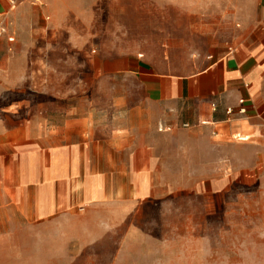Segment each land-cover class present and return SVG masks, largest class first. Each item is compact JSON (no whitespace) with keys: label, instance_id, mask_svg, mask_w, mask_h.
<instances>
[{"label":"crops","instance_id":"obj_1","mask_svg":"<svg viewBox=\"0 0 264 264\" xmlns=\"http://www.w3.org/2000/svg\"><path fill=\"white\" fill-rule=\"evenodd\" d=\"M218 1L233 10L234 40L201 58L197 71L179 73L149 54L97 56L89 68L99 74L85 82L109 85L107 106L73 109L57 120L45 109L36 115L0 108V165H11L4 179L0 166V245L3 226L12 235L18 214L31 227H55L107 212L114 226L130 214L138 221L148 206L181 193L220 194L241 179V168L227 171L211 160L209 147L232 138L253 154L251 174L264 163V0ZM17 2V14L41 23L50 16L47 5ZM8 9L0 0V14Z\"/></svg>","mask_w":264,"mask_h":264},{"label":"rangeland","instance_id":"obj_2","mask_svg":"<svg viewBox=\"0 0 264 264\" xmlns=\"http://www.w3.org/2000/svg\"><path fill=\"white\" fill-rule=\"evenodd\" d=\"M4 1L10 12L0 14L7 28L0 40V108L36 115L45 109L53 120L111 102L109 85L85 82L99 74L89 68L97 56L149 54L189 73L202 68L201 58L214 49L231 45L237 26L233 10L218 0H210L209 9L203 0H28L50 8L42 23L30 13L17 14V0ZM237 140L209 147L211 160L227 171L241 168V179L226 191L209 198L181 193L148 206L138 221L130 214L114 226L107 212L55 227H31L18 214L12 235L2 228L0 264H264V163L251 174L253 154ZM239 154L241 163L234 159ZM0 166L4 179L11 165Z\"/></svg>","mask_w":264,"mask_h":264},{"label":"built area","instance_id":"obj_3","mask_svg":"<svg viewBox=\"0 0 264 264\" xmlns=\"http://www.w3.org/2000/svg\"><path fill=\"white\" fill-rule=\"evenodd\" d=\"M6 29H7L6 26L2 22H0V40L5 35ZM8 39H9V41H14V38L13 37H9ZM228 111L229 112H232L233 110L232 109H229ZM239 111H244V108L239 109Z\"/></svg>","mask_w":264,"mask_h":264}]
</instances>
